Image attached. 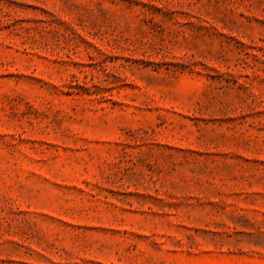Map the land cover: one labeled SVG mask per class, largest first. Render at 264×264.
<instances>
[{
	"label": "rangeland",
	"instance_id": "1",
	"mask_svg": "<svg viewBox=\"0 0 264 264\" xmlns=\"http://www.w3.org/2000/svg\"><path fill=\"white\" fill-rule=\"evenodd\" d=\"M0 264H264V0H0Z\"/></svg>",
	"mask_w": 264,
	"mask_h": 264
}]
</instances>
